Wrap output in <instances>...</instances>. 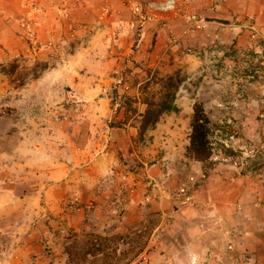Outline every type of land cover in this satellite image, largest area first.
Segmentation results:
<instances>
[{
	"label": "rangeland",
	"instance_id": "rangeland-1",
	"mask_svg": "<svg viewBox=\"0 0 264 264\" xmlns=\"http://www.w3.org/2000/svg\"><path fill=\"white\" fill-rule=\"evenodd\" d=\"M18 1L0 0V187L20 194L55 184L70 198L93 185L95 165L97 194L110 206H86L76 229L63 212L18 205L0 216V264L31 252L68 264L91 242L117 245L122 261L143 246L128 264H215L144 252L151 239L186 238L190 212L221 227L212 235L223 243L213 247L217 264L223 255L248 264L249 228L264 225V0ZM166 101L150 125L145 114ZM198 102L212 123L206 167L186 151ZM40 149L47 175L18 178L15 161ZM233 178L247 191L240 206L203 211L199 197L229 191ZM26 239L36 245L24 252Z\"/></svg>",
	"mask_w": 264,
	"mask_h": 264
},
{
	"label": "crops",
	"instance_id": "crops-1",
	"mask_svg": "<svg viewBox=\"0 0 264 264\" xmlns=\"http://www.w3.org/2000/svg\"><path fill=\"white\" fill-rule=\"evenodd\" d=\"M16 4H18V0H14ZM258 12V11H257ZM100 159V158H99ZM97 159V160H99ZM52 160V159H49ZM48 158L46 156V153L40 149L39 151H35L34 153L30 154L27 157H24L22 159H18L15 161L16 166H20L22 171L18 176L14 175L13 178H23V181L29 180L28 178H33V176H44L47 175V164ZM14 168V167H13ZM93 169L92 172V178H93V185H88V190L79 191L76 195L72 197L65 196L64 194H61L57 191H53V189H56L55 184H51L48 187L45 186L43 188H38L35 191H32L29 188H25V192L18 193L15 191L13 186H9L8 189H3L0 187V198L5 199L7 203H0V216L1 217H7L10 214H13V211L16 209L18 205H24L26 211L31 212H39L40 214L47 215L48 211L52 214L56 215L59 213H62V215L72 218V222L70 220L69 225L73 226L76 229H79L81 227L80 217L83 215L85 207H96L98 209L105 208L106 206L109 207L110 205H106L104 202V199L97 194L96 190V184L101 177L100 171H98L95 168V165L91 168ZM15 170V168H14ZM108 170V169H107ZM106 170V171H107ZM52 176L55 178L57 176V172L54 170H51ZM16 174V173H15ZM225 182V181H224ZM239 183L238 179H234L231 182H226L229 184L228 186L233 187L229 191H225L226 189H213L214 195L212 193H208L207 195L203 196V198L199 197V200H201L200 204H202L203 207H205V210L209 213V215H214L216 217L217 213L220 211V207L225 206L228 207H236L240 206V203L243 202L244 193L246 194L247 191H244L243 188L237 186V190L235 189V186L233 184ZM89 183V182H88ZM79 184L86 186L87 181L82 180L79 182ZM163 197L166 198V193H164ZM44 196L46 199L49 198V200H46L45 206L41 205L37 200ZM217 199L218 201L214 200ZM222 198V199H221ZM7 199V200H6ZM164 200V198H163ZM220 200H222L221 203ZM91 201H94L95 204H92ZM153 201V199H152ZM37 202V203H36ZM216 202V203H214ZM157 207H155L157 210L161 209V206L156 203ZM207 206V207H206ZM37 207V208H36ZM217 212V213H216ZM200 212H190L187 213V217L185 218L188 221V224H186L185 232H187V237L184 239H166V240H159L154 241L150 240L152 242V245L147 244V246L144 249V252L148 250V248H152L150 254H152L153 257L157 258V260H164L166 259V262H173L176 256H182V260L185 262H189L192 257L196 258L199 262L202 260H207V263H219V254L218 250H216L217 247H221L223 245L222 239H219L216 236H212L216 234L218 230L221 229V227L218 228V225L213 227V229H209L204 227L201 223L197 222V219ZM205 213H203L204 215ZM207 215V214H206ZM197 216V217H196ZM227 216V215H225ZM208 217V215H207ZM210 220V218H209ZM215 220V219H214ZM264 224V223H263ZM261 226H254L252 228L253 231H251L253 234V239L248 238L247 239V246L251 247L249 251H247V258L246 261L248 264H251L253 262L256 263H263L264 262V238L261 237V235H264V225ZM257 230H262V233H257ZM250 231V230H249ZM31 238V237H30ZM41 239V238H40ZM235 242V241H234ZM256 243H258L259 247H256ZM31 239H26L25 243L21 246V250L24 252L28 250H32L33 247H35ZM155 246V247H152ZM213 247H216L213 249ZM212 248V249H211ZM183 249V250H180ZM255 252V253H254ZM186 253V255L184 254ZM208 255V256H207ZM251 256V257H250ZM28 259L24 257H15L11 259V264H27L28 260L32 261L34 264H57V261L50 262V260H44L39 257H36L35 252H31L28 255ZM207 257V258H206ZM228 256H221V264H227L229 259ZM250 257V258H249ZM234 258V255H233ZM234 261V260H232Z\"/></svg>",
	"mask_w": 264,
	"mask_h": 264
},
{
	"label": "trees",
	"instance_id": "trees-1",
	"mask_svg": "<svg viewBox=\"0 0 264 264\" xmlns=\"http://www.w3.org/2000/svg\"><path fill=\"white\" fill-rule=\"evenodd\" d=\"M170 107V103L166 101L159 105L158 111L154 116H151L149 113H147L144 117H146L149 120L150 125H152L159 118L160 111ZM190 127L191 131L189 134V144L186 148L188 156L202 162L205 164V167L210 166V159L212 156V142L210 138L212 132V123L202 103L198 102L194 104ZM226 150L229 151V149ZM106 247L107 245L105 242H91L90 247L87 248L78 259H71L68 264H95L96 261L100 259V256H102L104 259L108 258L109 264H128L131 259L136 257L143 249V246H141L137 251L134 252L132 257L122 261L120 256H116V252L118 250L117 245H114L112 248L109 245L110 251H107ZM90 250H93L94 253L91 254ZM89 254L91 255L90 257H88Z\"/></svg>",
	"mask_w": 264,
	"mask_h": 264
},
{
	"label": "built area",
	"instance_id": "built-area-1",
	"mask_svg": "<svg viewBox=\"0 0 264 264\" xmlns=\"http://www.w3.org/2000/svg\"><path fill=\"white\" fill-rule=\"evenodd\" d=\"M120 81V80H119Z\"/></svg>",
	"mask_w": 264,
	"mask_h": 264
}]
</instances>
